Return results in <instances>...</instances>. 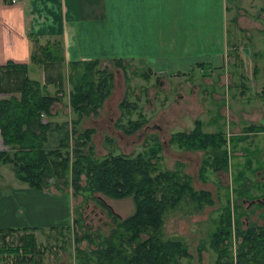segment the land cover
Listing matches in <instances>:
<instances>
[{"label":"trees","instance_id":"16d2710c","mask_svg":"<svg viewBox=\"0 0 264 264\" xmlns=\"http://www.w3.org/2000/svg\"><path fill=\"white\" fill-rule=\"evenodd\" d=\"M33 41L35 43L36 39ZM30 58L43 67V83L28 76L26 63H8L5 66L7 74L0 77V93L5 95L0 97V135L7 147L0 151V163L10 165L16 179L38 190L49 191L54 186L58 192H64L62 186H69L73 196L87 192L95 199V193L112 199L132 197L134 211L124 219L113 215L107 207L114 223L107 236L88 232L76 234L74 240L77 243L87 240L89 244H95L101 238L90 252L76 250L81 264H182V259L190 258L188 247L181 239L164 237L165 216L185 200L201 211L212 204L210 193L195 190L180 168L168 170L161 167L162 146L156 137L135 155L117 153L96 157L94 147L89 143L93 130H80L79 125L84 117L96 115L111 93L113 76L99 68L101 60L68 62V106L72 118L54 122L49 119L53 117L51 107L62 101L65 95L62 74L65 66L60 41L47 40L38 44ZM113 64L124 68L120 59H114ZM147 68L153 71L149 66ZM51 83L58 87L54 93L47 87ZM260 94L264 97V88ZM119 107L123 116L132 115L131 110L136 108L126 97ZM145 123V117L138 114L118 127L124 134L131 135ZM251 128L257 131L255 126ZM53 134H58L54 146L49 143ZM169 143L181 149L208 152L200 177H204L206 170L216 172L227 167L223 132H205L199 119L194 121L190 131L172 133ZM72 223L77 220L73 219ZM19 231L23 232L19 245L14 249L2 248L1 252L14 254L19 264H24V259H30L27 256L42 251L36 243L34 229H10L0 231V234L5 239L9 233ZM210 246L217 256L215 264H264V226L249 224L242 229L238 218L231 215L227 206L210 235ZM202 249L203 246L198 252Z\"/></svg>","mask_w":264,"mask_h":264},{"label":"rangeland","instance_id":"374dc122","mask_svg":"<svg viewBox=\"0 0 264 264\" xmlns=\"http://www.w3.org/2000/svg\"><path fill=\"white\" fill-rule=\"evenodd\" d=\"M240 50L241 58L233 59L234 65L229 57L221 68L215 69L199 67L198 64L190 67L187 66L190 61H187L184 66L179 63L164 64L161 68L170 72L161 69L157 73L148 71V66L141 60H126L124 68L116 67L112 62H102L99 68L113 76L111 93L98 113L84 117L79 125L80 130H93L89 143L93 145L97 158L117 153L135 155L156 137L162 146L161 167L168 170L180 168L195 190L210 193L212 204L201 211L185 200L165 216L164 237L181 239L191 255L182 259V264H215L217 256L210 246V235L227 206L231 215L238 218L242 229L249 224L264 226V133H261L264 132V105L253 97L259 96L260 92L257 91L260 85L257 81L254 85L251 83L254 65L252 53L245 52L243 48ZM176 71L181 74L177 75L174 73ZM62 74L65 95L62 102H58L61 106L55 103L51 107V112L55 110L56 113L49 119L54 122L72 118L68 112L67 92L70 85L66 67L62 69ZM241 77L246 78L244 82ZM125 97L130 105L133 103L136 106L130 116H123L119 107ZM138 114L145 117L146 123L135 133L124 134L118 124L128 118L134 119ZM196 119L201 120L205 132L221 130L226 138L227 167L216 172L206 170L204 177H200V169L208 157L207 151L181 149L169 143L172 133L190 131ZM253 126L257 131L251 128ZM57 136L52 135L50 145H55ZM62 189L64 192H58L52 186L49 191L63 194L69 199L72 205L71 219H76L77 223L67 227L70 221L68 216L62 224L53 228L35 229L36 243L42 252L34 256H44L48 264L54 261L50 256L58 257L55 260H61L62 264H81L76 250L90 252L101 238L95 244H89L87 240L77 243L74 240L76 234L88 232L93 235L98 233L100 237L107 236L114 226L108 210L124 219L133 213L134 202L131 196L112 199L95 193V199L87 192L73 196L72 187L69 186H62ZM235 226L236 223L232 225L233 233ZM22 234V231L9 233L5 239L0 234V264H8L4 263L7 256L12 259V264L15 255L1 252V249L17 247ZM201 246L203 249L199 253ZM39 258L41 261L37 259L34 264H45L43 257Z\"/></svg>","mask_w":264,"mask_h":264},{"label":"crops","instance_id":"0c3cea01","mask_svg":"<svg viewBox=\"0 0 264 264\" xmlns=\"http://www.w3.org/2000/svg\"><path fill=\"white\" fill-rule=\"evenodd\" d=\"M47 40L60 41L67 70L71 60L91 59L141 60L157 73L164 64L187 61L215 69L229 57L234 65L243 48L254 58L252 85L258 82L257 92L264 88V0H0V77L8 63H26L28 76L43 83V67L30 56ZM55 85L48 90L56 91ZM253 97L264 105L261 94ZM6 149L0 135V151ZM54 193L29 187L0 163V231L53 228L68 216L70 226L71 202ZM9 257L4 263H11ZM27 257L24 264L39 257L48 264L44 256ZM50 257L51 264H62Z\"/></svg>","mask_w":264,"mask_h":264},{"label":"built area","instance_id":"2783aa9c","mask_svg":"<svg viewBox=\"0 0 264 264\" xmlns=\"http://www.w3.org/2000/svg\"><path fill=\"white\" fill-rule=\"evenodd\" d=\"M22 0H7V3L8 4H17V3H19V2H21Z\"/></svg>","mask_w":264,"mask_h":264}]
</instances>
